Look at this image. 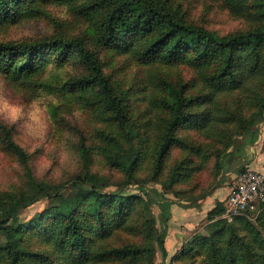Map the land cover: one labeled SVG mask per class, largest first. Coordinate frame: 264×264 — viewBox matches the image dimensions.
I'll use <instances>...</instances> for the list:
<instances>
[{"label":"rangeland","instance_id":"374dc122","mask_svg":"<svg viewBox=\"0 0 264 264\" xmlns=\"http://www.w3.org/2000/svg\"><path fill=\"white\" fill-rule=\"evenodd\" d=\"M159 1L186 24L220 38L250 29L245 14L230 11L225 0ZM96 2L50 0L33 11L20 8L13 19L0 24L3 43L29 45L56 39L81 42L97 60L122 112L118 121L106 105L102 87L82 83L89 78V69L73 52L61 61L53 50H44L38 55L39 67L26 79L0 72V203L6 206L14 199L35 197L45 187L53 191L75 177L97 180L106 194L127 184L123 192L133 205L120 226L107 205L99 209L110 233L99 235L90 214L83 224L91 250L110 255L82 264H159L160 255L154 251L158 209L140 197L136 184H162L164 188H157L175 201L165 242V264H202L204 254L192 248L199 238L211 236L216 228L214 221H234L224 217L234 183L247 172L264 174V120L257 126L256 141L251 143V136L242 132V125L254 111L245 93L237 112L241 122L233 120L206 129L181 124L174 136L194 149L173 144L157 165L158 146L171 121L168 104L174 94L187 98L197 95L208 69L185 60L143 64L106 48L98 40V8H89ZM20 61L17 58L16 62ZM251 86L256 94H262L264 76ZM225 98L235 109L233 100L227 95ZM229 142L226 171L220 172L217 155ZM135 152L137 159L132 162ZM63 194L66 199L87 195L68 186ZM218 199L224 212L208 221L207 212ZM59 206L55 199L42 201L19 215L20 222L32 224L22 234L21 246L31 253L47 252L56 264H71L63 245L44 241L33 229L41 218L55 215ZM263 211L264 204L258 202L252 213L238 216L249 224L242 225V235L252 237V228L263 232L256 221ZM0 218H4L1 211ZM24 264L49 263L28 257Z\"/></svg>","mask_w":264,"mask_h":264},{"label":"trees","instance_id":"16d2710c","mask_svg":"<svg viewBox=\"0 0 264 264\" xmlns=\"http://www.w3.org/2000/svg\"><path fill=\"white\" fill-rule=\"evenodd\" d=\"M46 1L50 0H0V24L13 19L18 9L33 11L38 4ZM225 5L234 13L245 14L250 29L220 38L199 26L186 24L176 12L169 10L159 0H97L96 4L89 6L90 9L98 8V40L106 48L132 56L143 64L156 60L176 64L185 60L193 66H206L208 69L197 95L187 98L180 93L174 94L173 101L168 104L171 121L158 146L157 165L162 163L173 144L186 150L194 149L174 136V131L181 124L206 129L213 124L221 126L233 120L241 122L237 112L241 95L245 93L251 99L254 111L242 125V132L251 136V143L256 141L257 126L264 120V91L260 95L256 94L251 83L264 76V0H225ZM48 49L61 56V61L68 52L78 54L90 73L89 78L82 83L100 85L107 107L118 121L121 119V107L113 96L108 79L102 75L97 60L79 41L56 39L29 45L0 42V72L15 79H26L39 67L38 55ZM17 58H21L19 63L16 62ZM226 95L233 100L235 109L225 98ZM2 128L7 131L4 126ZM230 145L229 142L226 149L217 155L220 172L226 171L225 159L229 156ZM136 159L135 152L132 162ZM136 185L140 197L158 209L154 225V251L160 255L159 264H165L168 256L165 242L170 233L171 207L175 201L168 198L162 188H157L158 185L163 187L162 184L140 182ZM66 186L87 195L83 197L77 194L72 199H66L63 194ZM127 186L120 184L114 192L106 194L97 180L75 177L64 185L56 186L53 191L45 187L35 197H23L19 201L14 199L6 206L0 203V211L4 215V218H0V264H24L28 257H38L49 264H56L47 252L31 253L22 248V234L32 224L19 221V215L24 210L51 199L60 203L56 214L51 218H41L33 227L44 241L63 245L71 264L109 256L108 252L91 250L83 232V224L90 214L94 220V230L99 235L110 233L99 209L107 205L114 222L120 226L133 205L129 203L130 197H126L123 192ZM223 212V204L218 201L207 212L208 221H214ZM247 221L244 217H236L231 223L214 221L216 228L211 236L199 238L192 248L204 254L202 264H264V211L256 220L263 232L252 228V237L242 235L240 229L242 225H249Z\"/></svg>","mask_w":264,"mask_h":264},{"label":"built area","instance_id":"2783aa9c","mask_svg":"<svg viewBox=\"0 0 264 264\" xmlns=\"http://www.w3.org/2000/svg\"><path fill=\"white\" fill-rule=\"evenodd\" d=\"M258 202L264 204V174L244 173L234 183L227 198L224 217L234 219L252 213Z\"/></svg>","mask_w":264,"mask_h":264},{"label":"crops","instance_id":"0c3cea01","mask_svg":"<svg viewBox=\"0 0 264 264\" xmlns=\"http://www.w3.org/2000/svg\"><path fill=\"white\" fill-rule=\"evenodd\" d=\"M245 153H248V151H245ZM257 159H259V158H257ZM226 195H227V192H226ZM218 201H220V200L218 199L217 202H218ZM172 208H173V206L171 207L172 217H171L170 222H172V220H173V218H174V214H173V209H172ZM168 237H169V236H167L166 241H167Z\"/></svg>","mask_w":264,"mask_h":264}]
</instances>
